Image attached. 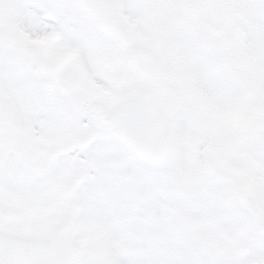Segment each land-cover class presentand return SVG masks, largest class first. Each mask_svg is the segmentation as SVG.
I'll use <instances>...</instances> for the list:
<instances>
[{
  "label": "snow or ice",
  "instance_id": "obj_1",
  "mask_svg": "<svg viewBox=\"0 0 264 264\" xmlns=\"http://www.w3.org/2000/svg\"><path fill=\"white\" fill-rule=\"evenodd\" d=\"M155 2L0 0V264H189L194 252L195 264H264V0H238L237 62L214 78L153 33ZM178 8L162 10L168 32ZM146 49L159 54L173 104L197 130L177 139L187 158L159 161L169 182L200 177L199 203L181 198L187 260L171 244L147 243L138 225L124 248L109 211L121 195L110 179L114 138H129L144 107L130 70ZM228 193L244 198L253 224L238 235L233 211L217 250L198 225Z\"/></svg>",
  "mask_w": 264,
  "mask_h": 264
},
{
  "label": "rangeland",
  "instance_id": "obj_2",
  "mask_svg": "<svg viewBox=\"0 0 264 264\" xmlns=\"http://www.w3.org/2000/svg\"><path fill=\"white\" fill-rule=\"evenodd\" d=\"M237 3L238 0H156L146 19L154 34L163 40L174 41V51L186 53L193 66L202 67L210 78H214L225 63L235 65L237 62L235 49L242 39ZM175 4L179 8L174 9V27L168 32L163 27L162 10L173 8ZM229 31L232 33L231 41L227 39ZM160 62L165 89L164 111L174 148L172 160L182 155L187 158L188 146L177 143V139L183 136L190 141L197 130L195 125L182 120L174 106V83L168 79L161 58ZM114 142L119 146L120 159L110 173V179L116 180L121 195L119 201L110 205L109 211L114 231L122 236L123 247L131 249L134 246L133 235L128 229L138 225L147 243L157 247L171 244L175 247V259L187 260L186 226L190 217L183 210L181 198H189L193 207L199 203L203 194L199 174L194 170L190 176L169 182L162 176L161 168H153L115 139ZM142 193L148 194L154 211L146 210ZM233 211L236 212L237 234L243 235L253 222L244 198L233 193H228L218 202L215 211L199 222L200 229L213 234V246L217 250H220L219 243L224 239L220 226L229 220ZM198 255L194 252L189 264H195Z\"/></svg>",
  "mask_w": 264,
  "mask_h": 264
},
{
  "label": "water",
  "instance_id": "obj_3",
  "mask_svg": "<svg viewBox=\"0 0 264 264\" xmlns=\"http://www.w3.org/2000/svg\"><path fill=\"white\" fill-rule=\"evenodd\" d=\"M140 84L139 96L143 109L136 113L128 129V139H120L133 153L155 167L160 160L172 158L173 149L169 142L166 120L163 114L164 90L162 73L157 55L146 49L137 56L130 70Z\"/></svg>",
  "mask_w": 264,
  "mask_h": 264
}]
</instances>
